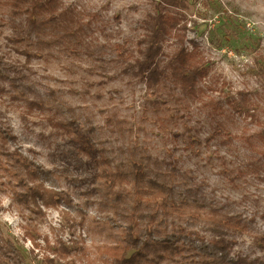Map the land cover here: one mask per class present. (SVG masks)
<instances>
[{"label": "rangeland", "instance_id": "rangeland-1", "mask_svg": "<svg viewBox=\"0 0 264 264\" xmlns=\"http://www.w3.org/2000/svg\"><path fill=\"white\" fill-rule=\"evenodd\" d=\"M42 1L44 9L32 10L28 1L0 0V56L12 65L9 76L0 77V126L14 137L10 151L48 169L41 181L65 191L72 206L24 216L9 188L1 187L3 237L26 264H48L47 257L58 264H102L96 248L109 238L97 223L99 169L58 124L74 118L107 142H139L189 173L209 199L244 214L249 229L234 236L232 255L264 264V0H185L180 10L165 9L160 0ZM164 9L183 17L184 45L209 69L198 97L183 96L169 82L150 87L117 57V49L140 56L144 21ZM179 48L172 38L163 44V58ZM242 107L250 114L240 113ZM114 116L126 133L114 132ZM2 181L8 180L0 174ZM30 224L39 231V247L26 236ZM60 242L69 255L53 252Z\"/></svg>", "mask_w": 264, "mask_h": 264}, {"label": "trees", "instance_id": "trees-1", "mask_svg": "<svg viewBox=\"0 0 264 264\" xmlns=\"http://www.w3.org/2000/svg\"><path fill=\"white\" fill-rule=\"evenodd\" d=\"M22 1H28L32 10L45 8L42 0ZM160 4L171 10L186 7L185 0H160ZM165 9L144 21L145 32L137 41L140 56L117 49V57L126 68H134L150 87L169 82L183 96L198 97L205 91L201 84L209 77V69L198 62L195 51L185 47V35L181 32L186 26L180 27L183 17ZM42 22L38 27H44ZM66 34L74 37L75 32ZM174 37L180 43L179 50L163 58V44ZM11 66L0 56V77H8L6 69ZM43 104L31 101V106L38 108ZM243 112L250 114L246 107L240 108ZM109 122L114 132L126 133L120 118L114 116ZM58 124L99 169L95 177L103 189L97 223L100 233L109 238L96 248L102 264H249L246 258L232 255L234 236L249 229L244 214L209 199L189 173L166 165L132 139L107 142L97 136L92 125L80 127L82 123L74 118L60 119ZM13 138L0 126V174L11 183L8 186L2 181L0 189L9 188L13 206L24 216L28 212L43 217V209L71 207L72 199L65 191L47 188L41 181L50 173L48 169L21 151H10L7 142ZM25 229L26 236L39 247L34 235L39 233L38 229L31 224ZM205 235L212 237L205 240ZM48 249L51 250L49 242ZM53 252L63 257L70 254L62 242ZM46 261L58 264L49 257ZM0 264H26L21 252L1 231Z\"/></svg>", "mask_w": 264, "mask_h": 264}]
</instances>
